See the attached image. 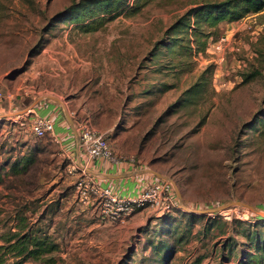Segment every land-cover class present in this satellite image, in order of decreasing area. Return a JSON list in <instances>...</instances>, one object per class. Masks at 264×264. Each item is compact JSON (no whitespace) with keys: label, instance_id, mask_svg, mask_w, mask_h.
<instances>
[{"label":"rangeland","instance_id":"374dc122","mask_svg":"<svg viewBox=\"0 0 264 264\" xmlns=\"http://www.w3.org/2000/svg\"><path fill=\"white\" fill-rule=\"evenodd\" d=\"M82 1L0 0V244L27 219L60 248L24 264H153L144 259H154L149 239L173 248L169 264H216L222 255L235 264L254 251L248 232L264 236V216L237 204L199 212L240 201L264 214V10L201 23L196 33L194 15L188 27L174 23L219 0H120L108 10ZM222 35L223 49L208 51ZM40 95L66 102L78 136L90 125L119 161L146 169L145 180L170 183L177 208L161 217L138 209L142 222L103 246L55 144L31 135L34 112L4 120ZM33 145L36 165H3Z\"/></svg>","mask_w":264,"mask_h":264},{"label":"trees","instance_id":"16d2710c","mask_svg":"<svg viewBox=\"0 0 264 264\" xmlns=\"http://www.w3.org/2000/svg\"><path fill=\"white\" fill-rule=\"evenodd\" d=\"M80 4H89V7L103 6L108 10V8L116 9L120 7L123 2L120 0H83ZM75 9L76 8L73 10ZM263 10L264 0L207 1L206 3L188 9L185 13V17L176 21L174 27L176 29L180 26L188 27L189 17L190 15H194L196 19L193 29L196 33H201V23H206L208 27H216L221 21H234L250 12L258 13ZM204 36L207 38L210 36V33H207ZM170 38L171 36L168 39V44L170 42L177 45L179 39L174 38L171 40ZM200 43L204 45V42ZM204 48L205 45L204 47L202 46L201 50ZM254 74H256V72H254L253 75ZM250 76L251 74L248 76L246 75L245 80ZM37 151H39L38 145H33L26 153L19 157L17 156L16 159L10 163L5 161L3 165H9V169L14 172L24 171L29 165H36L38 160H40ZM164 215H168V213ZM20 219L25 220L26 217H21ZM26 222L27 219L21 230L11 231L8 234H5V241L3 244H0V264H24L25 260L42 261L47 254L59 250V243L54 240L53 235L49 233L47 234L45 231H42V229H35L30 225L27 226ZM169 228L170 227L166 230ZM157 231L159 232L160 229ZM246 237L250 241V246L254 248V251L252 253H244L242 259L235 264H264V236L260 229L254 227L253 231L246 234ZM147 247L150 249V255L152 251L154 259L153 261L148 257L144 259L153 262V264H169L173 251V248L170 247L169 244L165 241L157 244L149 239L148 242H146L145 248L147 249ZM229 258V255H222L221 259H219V262L216 264H227ZM131 262L132 261H129L127 264H132Z\"/></svg>","mask_w":264,"mask_h":264},{"label":"crops","instance_id":"0c3cea01","mask_svg":"<svg viewBox=\"0 0 264 264\" xmlns=\"http://www.w3.org/2000/svg\"><path fill=\"white\" fill-rule=\"evenodd\" d=\"M1 110H3V107H0V113ZM28 111L34 112L33 117L35 115H42L53 121L57 132V142L52 141L55 144L54 154L58 155L59 158H63L65 165H68L70 162L75 163L81 170L91 175L97 182L109 186L113 192L122 195H134L142 188L144 182L154 179L150 178L145 180V174L147 173L145 172L146 169L134 168L132 167L133 164L128 161H119L118 163H113L107 158H87V156L78 146V134L75 130V119L71 117L69 106H67L66 102L61 98L51 95H40L34 98L31 103L21 105L19 109L14 107V110L8 111L10 114H12V116H9L8 118L6 117L4 120L10 119L13 120V122H16L17 118L22 117ZM12 126V129L15 130L16 135L23 133V131L15 128L14 125ZM11 133L12 130L9 131V134ZM65 168V173H67V167ZM156 175L157 177L159 176L158 174ZM71 178H73V200L79 208L86 212V216L88 215V220H90L92 227L97 229L99 233L101 232L104 234V244H102L103 246L106 245L108 241L113 243L114 241L118 242V239H123L122 234L124 233V230L127 229V227H133L139 225L142 222V217L139 215L141 214L142 216L143 214L142 211L138 212V209L135 210L137 211L136 214L134 211L128 217V219L122 223L109 222L102 219L94 206L84 205L78 202L74 193V176L71 175ZM159 178L162 177L159 176ZM107 256V259L112 258L109 257V255Z\"/></svg>","mask_w":264,"mask_h":264},{"label":"built area","instance_id":"2783aa9c","mask_svg":"<svg viewBox=\"0 0 264 264\" xmlns=\"http://www.w3.org/2000/svg\"><path fill=\"white\" fill-rule=\"evenodd\" d=\"M227 40L226 35H222L210 41L206 49L219 52ZM2 97L0 90V99ZM30 130L36 138H48L57 142L55 124L45 116L35 115L30 122ZM78 130V146L87 158H107L113 163L119 162L104 133L94 130L86 123L79 125ZM67 173L74 176V193L78 202L94 206L100 217L109 222H125L137 209L149 208L159 217L177 208L171 184L162 179L144 182L134 195H122L113 192L106 184L97 182L73 162L67 165Z\"/></svg>","mask_w":264,"mask_h":264},{"label":"water","instance_id":"95a60500","mask_svg":"<svg viewBox=\"0 0 264 264\" xmlns=\"http://www.w3.org/2000/svg\"><path fill=\"white\" fill-rule=\"evenodd\" d=\"M231 204H237V205H240V206H246V207L249 208L250 210H252V211H254V212H256V213H258V214L264 216V214H263L262 212L257 211V209H256L254 206H252V205H248V204H245V203L240 202V201L229 202V203H226V204L221 205V206H219V207H215V208H210V209H207V210H203V211H201V212H199V213H201V214H207V213H211V212H212V213H214V212H218L219 210H222V209L228 207V206L231 205Z\"/></svg>","mask_w":264,"mask_h":264}]
</instances>
